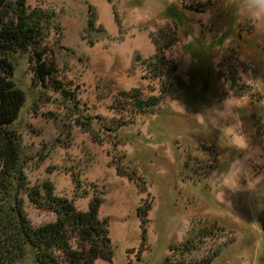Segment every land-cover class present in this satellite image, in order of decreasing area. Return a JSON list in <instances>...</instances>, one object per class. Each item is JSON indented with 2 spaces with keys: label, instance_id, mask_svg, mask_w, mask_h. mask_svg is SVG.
<instances>
[{
  "label": "rangeland",
  "instance_id": "374dc122",
  "mask_svg": "<svg viewBox=\"0 0 264 264\" xmlns=\"http://www.w3.org/2000/svg\"><path fill=\"white\" fill-rule=\"evenodd\" d=\"M189 2L28 0L48 18L43 46L75 95L43 87L31 53H16L14 80L27 99L8 128L21 142L31 186L50 182L83 210L95 195L104 198L100 215L110 219L114 255L95 264L167 257L180 264L170 249L189 239L199 245L192 258L218 251L211 264H264V28L238 16L234 0ZM176 29L180 41L154 75L150 64L163 51L155 37L162 43L161 33L169 38ZM223 59L226 69L234 65L239 92L220 74ZM169 83L174 90L155 111L137 113L122 95H160ZM121 122L130 124L116 133ZM239 161L244 167L235 169ZM230 165L242 176L223 193ZM24 198L34 224L55 219ZM149 202L144 229L138 207ZM35 254L28 246L20 264H38Z\"/></svg>",
  "mask_w": 264,
  "mask_h": 264
},
{
  "label": "trees",
  "instance_id": "16d2710c",
  "mask_svg": "<svg viewBox=\"0 0 264 264\" xmlns=\"http://www.w3.org/2000/svg\"><path fill=\"white\" fill-rule=\"evenodd\" d=\"M190 1L187 6L199 7L194 2L196 0ZM42 13L39 8L31 10L28 0H0V264H20L28 246L35 250L38 264H95L98 259L111 261L114 248L110 219L100 215L104 198L100 194L95 195L89 208L83 210L74 199L59 195L50 182L31 186L23 169L21 142L8 128L18 119L27 99L26 93L14 80L15 64L12 57L16 53H31L34 76L43 87L57 91L67 99H74L75 94L61 77L59 65L43 46L45 37L41 23L42 19L48 21V18ZM161 34L163 42L160 37H155V43L164 52L150 64L154 75L163 73L166 52L181 37L177 29L168 35L169 38L165 33ZM225 60L219 65L220 74L239 92L236 83L239 78L235 75L234 65L230 64L226 69ZM177 67L176 63L170 66V75L175 74ZM173 90V84L169 83L163 86L160 95L146 94L140 89L122 95L130 101L133 111L147 113L155 111L161 104V97L172 94ZM128 124L130 122L116 124V133ZM213 162L216 165V159ZM25 196L36 208L55 213V219L34 224L25 209ZM150 209V202L138 207V216L144 229L150 222ZM260 221L264 230V211ZM198 238L202 241L203 236L199 235ZM195 241L189 239L182 245H174L170 250L180 253V264H211L219 252L202 259L192 258L199 249ZM171 261V257H167L164 264H171Z\"/></svg>",
  "mask_w": 264,
  "mask_h": 264
},
{
  "label": "clouds",
  "instance_id": "9594fccd",
  "mask_svg": "<svg viewBox=\"0 0 264 264\" xmlns=\"http://www.w3.org/2000/svg\"><path fill=\"white\" fill-rule=\"evenodd\" d=\"M238 16H241L251 23V26L257 29L264 28V0H234L232 5ZM238 149L239 144L235 145ZM244 165L241 161L235 164V169H242ZM233 166L221 174L220 185L224 193V189L236 190L239 187V180L242 176L233 175Z\"/></svg>",
  "mask_w": 264,
  "mask_h": 264
},
{
  "label": "water",
  "instance_id": "95a60500",
  "mask_svg": "<svg viewBox=\"0 0 264 264\" xmlns=\"http://www.w3.org/2000/svg\"><path fill=\"white\" fill-rule=\"evenodd\" d=\"M137 59H140V56H138Z\"/></svg>",
  "mask_w": 264,
  "mask_h": 264
}]
</instances>
